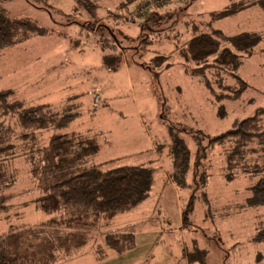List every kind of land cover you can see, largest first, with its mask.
<instances>
[{"label": "rangeland", "instance_id": "374dc122", "mask_svg": "<svg viewBox=\"0 0 264 264\" xmlns=\"http://www.w3.org/2000/svg\"><path fill=\"white\" fill-rule=\"evenodd\" d=\"M230 2L141 0L126 12L116 10L118 0H95V16L101 17L95 20L74 0L0 1L13 18H27L44 28L0 50V90H10V99L24 107L48 103L50 110H59L70 104L79 111L65 131L94 138L98 148L90 163L154 167L149 197L108 221L100 220L83 246L54 264H188L183 251L193 245L206 250V264H264V241L253 240L258 222L264 223V204L245 203L256 181L250 175L264 173L263 148L249 142L242 157L233 156L227 168L226 154L234 139L210 140L232 128L235 119L264 108V14L254 5L211 19V11ZM141 5L147 10L139 14L134 10ZM147 20L139 31V22ZM108 26L113 34L105 30ZM199 28L261 35L250 54L241 56L236 73L247 87L236 99L214 100V95L232 94L239 83L224 67L213 65V56L185 66H202L209 88L188 74L179 58L172 56L166 68L151 60L157 52L180 46ZM105 54L114 56V62L118 57L115 69L109 70L113 61L104 59ZM220 105L224 115L218 114ZM4 123L12 128L11 148L0 152V169L4 181L11 182L0 188V234L33 228L49 218L34 203L39 191L28 153L30 147L46 145L52 130H34V139H26L22 133L28 131L14 116ZM174 134L190 149L183 187L171 177L168 147ZM199 144L203 156L196 165ZM118 229L134 234L135 246L122 253L103 240L105 232Z\"/></svg>", "mask_w": 264, "mask_h": 264}, {"label": "trees", "instance_id": "16d2710c", "mask_svg": "<svg viewBox=\"0 0 264 264\" xmlns=\"http://www.w3.org/2000/svg\"><path fill=\"white\" fill-rule=\"evenodd\" d=\"M140 1L118 0L116 10L131 12L133 3ZM74 3L80 8L89 9L87 13L92 19L101 18L95 16L97 8L95 0H74ZM254 5L264 14V0H231L221 10L211 11L210 17L213 20L221 19ZM110 13L114 16L119 15L115 11ZM147 22L148 20L139 22V31L145 27L143 25L148 24ZM105 30L112 33L109 26ZM42 31L44 28L39 27L34 21L22 17L13 18L5 7L0 6V50L25 40L32 34H41ZM172 37L177 39L176 34ZM260 38L261 35L257 32L245 30L226 35L217 28H210V31L199 28L180 46H172V50L166 53L157 52L151 60L159 61V64L165 63L166 68L172 64L169 62L172 56L179 58L184 70L198 77L209 88V81L202 66L191 68L185 66H188L189 62L199 65L213 56V65L224 67L239 83L232 94H224L223 97L219 94L214 95V100L220 102L225 99H236L247 87V83L236 73L241 56L250 54ZM103 58H108V61L111 59L113 62L115 59L111 54H105ZM117 59L118 57L114 63L112 62V66H109V70L115 69ZM11 93L10 90H0V152L11 148L8 141L12 128L4 123L6 117L14 116L20 128L28 131L22 133V138L27 139L30 136L34 139V130L45 128L52 130L46 145L30 147L28 153L30 173L36 184L35 190L39 191L34 203L36 209L49 215V218L33 228L8 229L1 233L0 264H54L62 255H70L73 249L83 246L89 239L91 230L98 226L100 220L108 221L117 213L133 209L149 197L154 180V167L150 164H122L102 168V163H90L92 155L98 148L94 138L84 137L80 132L65 131L67 124L78 116L79 111H73L70 104L59 110H50L48 103L24 107L19 100L10 99ZM218 110L219 115H224L222 105ZM263 113L264 108L259 107L253 115L235 119L232 128L210 139L211 142L220 138L222 140L226 136L234 139L233 149L226 154L227 168L233 156L242 157V147L249 142H256L264 151V121L261 120ZM201 148L199 144L194 158L196 165L203 156V152L200 153ZM168 150L172 161L171 177L175 184L183 187L186 185V174L190 164V149L184 138L175 135L171 138ZM251 176L256 178V181L252 183L251 195L246 198L245 203L249 207L263 205L264 173L260 175L252 173ZM228 177L230 178L229 173ZM4 178L5 172L0 169V188L11 182H5ZM253 239L264 241L262 221L258 222ZM103 240L115 253L128 251L135 246L133 232L125 229L107 231L103 235ZM206 254V250L196 248L194 245L191 249L183 251V256L190 263L206 264Z\"/></svg>", "mask_w": 264, "mask_h": 264}, {"label": "built area", "instance_id": "2783aa9c", "mask_svg": "<svg viewBox=\"0 0 264 264\" xmlns=\"http://www.w3.org/2000/svg\"><path fill=\"white\" fill-rule=\"evenodd\" d=\"M147 10V7L145 5L139 6L137 9H135V12H138L139 14L145 12Z\"/></svg>", "mask_w": 264, "mask_h": 264}, {"label": "crops", "instance_id": "0c3cea01", "mask_svg": "<svg viewBox=\"0 0 264 264\" xmlns=\"http://www.w3.org/2000/svg\"><path fill=\"white\" fill-rule=\"evenodd\" d=\"M250 7H253V6H250ZM250 7H247V9L245 8V10L250 9ZM242 11H244V9H243ZM242 11H239L238 13H240V12H242ZM235 14H236V13H235ZM241 32H242V31H241ZM253 240H254V239H253ZM233 245H235V244H233ZM233 245L231 246V248H232V247H234V248L236 247V245H235V246H233ZM258 256H259V255L257 254V257H256L257 259H258ZM185 262L188 263V264H196V263H190V262H187V260H186ZM254 264H255V263H254Z\"/></svg>", "mask_w": 264, "mask_h": 264}]
</instances>
